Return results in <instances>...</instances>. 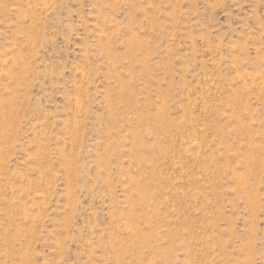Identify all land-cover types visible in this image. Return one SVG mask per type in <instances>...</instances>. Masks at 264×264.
Instances as JSON below:
<instances>
[{
    "label": "rangeland",
    "instance_id": "rangeland-1",
    "mask_svg": "<svg viewBox=\"0 0 264 264\" xmlns=\"http://www.w3.org/2000/svg\"><path fill=\"white\" fill-rule=\"evenodd\" d=\"M0 264H264V0H0Z\"/></svg>",
    "mask_w": 264,
    "mask_h": 264
}]
</instances>
